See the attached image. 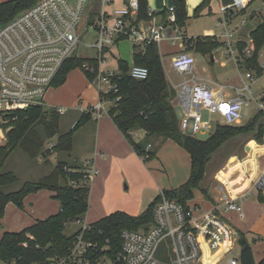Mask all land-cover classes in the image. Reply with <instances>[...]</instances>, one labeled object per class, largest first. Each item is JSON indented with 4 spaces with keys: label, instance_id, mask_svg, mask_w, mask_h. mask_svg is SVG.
<instances>
[{
    "label": "built area",
    "instance_id": "1",
    "mask_svg": "<svg viewBox=\"0 0 264 264\" xmlns=\"http://www.w3.org/2000/svg\"><path fill=\"white\" fill-rule=\"evenodd\" d=\"M246 3L245 0H232L224 6L220 22L222 28L214 35L220 43L218 52L232 59L238 69H246L245 76L241 75V85L221 84L214 79L200 77L195 70L196 57L186 51L184 37L183 50L172 58L171 67L181 81L168 79L176 91V103L183 111L181 131L187 135L196 137L201 131L211 134L218 123L237 125L242 120L244 108L253 100L257 101L252 84L255 78L264 75V48L259 55L263 70L258 75L257 71L246 68V58L253 55L255 48L251 36L245 48L240 50L236 46L238 31L247 26L248 19L244 18L239 25L230 27L235 10L241 13ZM94 5L98 6L97 10ZM139 8V0H127L120 7L112 0H101L99 5H96L95 0H38L32 7L2 25L0 129L5 114L34 106L49 108L47 93L64 64L76 57L86 28L87 32L94 30L98 39L85 44L95 49V56L84 60L81 67L99 93V99L96 104L81 108V111L97 118L109 114L111 106L107 108L105 104L112 105L118 97L111 100L107 95L118 92L115 79L120 73L104 69L111 48L117 41L129 39L135 46L144 49L153 42L159 45L164 39H177L173 30L179 32L176 6L168 9L167 24L159 21L150 8L148 19H138ZM129 74L134 79L145 80L149 76V69L133 63ZM263 97L264 91L259 98V109L264 108ZM56 109L61 115L68 110L65 107ZM204 111L219 115L222 122H214L211 118L205 120ZM1 136L3 139L4 136ZM53 145L48 143L50 149H53ZM147 147L149 149L152 146L148 144ZM83 170V177L70 180L69 184L91 189L99 169L94 160L89 159ZM65 171L68 172L67 167ZM253 187L264 191V173ZM220 189V203L211 210L184 204L162 192L154 207L153 222L144 225L150 226L140 230L123 229L120 232L121 245L115 254L110 251L108 239L101 243L94 237L91 223L83 217L72 221L79 224L80 228L73 233L75 237L65 254L33 263L0 258V264H204L203 259L208 255L214 257L210 264H216L240 239L239 232L229 224L221 211H235L241 217L244 215V195H233L227 187L220 186ZM29 237L34 238L32 235ZM24 245L27 246V243ZM231 264H240V261L232 258Z\"/></svg>",
    "mask_w": 264,
    "mask_h": 264
},
{
    "label": "trees",
    "instance_id": "2",
    "mask_svg": "<svg viewBox=\"0 0 264 264\" xmlns=\"http://www.w3.org/2000/svg\"><path fill=\"white\" fill-rule=\"evenodd\" d=\"M37 1L8 0L0 3V27L32 7ZM224 1L231 2V0ZM95 2L99 5L101 0H95ZM210 2L211 0H204L196 7L195 12L200 13L204 7L209 6ZM139 4L138 19H148V0H139ZM175 5L176 25L181 30L190 17L185 0H177ZM167 13L166 10L162 11V22L165 24H167ZM250 35L255 48L253 55L246 58V68L255 70L258 75H261L263 69L259 63V55L264 48V22L253 29ZM184 42L187 50H191L195 43V47L201 54H210V57H212L213 50L220 46L219 41L213 36L202 38L184 36ZM246 45L247 41L243 42L239 49L242 50ZM83 62L84 60L76 57L70 58L60 70L53 86L63 84L70 70L82 66ZM134 63L147 67L149 76L145 80L134 79L129 74L128 63L119 59L120 73L115 79L119 89L117 93L107 95L111 100L117 97L118 100L111 105L109 115L144 161L156 158L159 150L168 140L178 143L188 151L191 157V175L180 187L164 192L169 198L177 199L184 204L193 199L194 191L201 188L209 161L228 141L236 137L247 136L259 144H264V108L259 109L244 124H216L214 131L203 140L183 133L174 101L176 91L167 77L159 45L153 42L146 45L144 49L136 51ZM262 101L264 102V97ZM4 117L1 128L6 140L5 144L0 145V219L4 217L6 207L10 202L24 208V199L29 194L43 189L53 192V197L59 200L61 208L58 213L37 220L19 232L5 231L0 239V258L33 263L45 261L57 254L63 255L75 237V234H65L67 224L83 218L89 209L90 188L73 187L69 184L70 180H80L83 177V168L61 160L50 174L35 181H25L19 189L8 191L6 187L14 185L19 179L14 171H4V167L11 155L18 149L31 159L40 157L47 159L56 152L71 153L74 148L75 132L89 120L91 114L79 115L72 128L63 133L60 128L61 114L56 108L34 106L5 114ZM138 132H143L144 136L137 138L136 133ZM55 137H57V142L53 145V149H50L48 143ZM148 144L152 146L149 149ZM65 167L68 168V172L65 171ZM159 199L160 196L139 215L115 211L91 223L94 237L101 243L108 239L111 246L110 251L112 254L117 253L121 245L120 232L123 229L140 230L145 224L153 222L154 207ZM259 200L264 202L262 190L259 193ZM29 235L34 238L31 239ZM239 235L240 264H262L264 258L260 263H256L253 249L246 235L242 232H239ZM24 243H27V246Z\"/></svg>",
    "mask_w": 264,
    "mask_h": 264
},
{
    "label": "rangeland",
    "instance_id": "3",
    "mask_svg": "<svg viewBox=\"0 0 264 264\" xmlns=\"http://www.w3.org/2000/svg\"><path fill=\"white\" fill-rule=\"evenodd\" d=\"M6 1L8 0H0V3ZM155 2L156 3H154V5L149 4V8L156 13L157 19L159 21H163V14H160V12L166 7L168 11V9L170 8V5L168 4L169 2L168 0H155ZM217 2V0H211L209 4V6H212L213 11H216V4H218ZM95 7L96 6L94 5V8ZM207 7L208 6L204 7L200 13H196L194 9L191 14V17L188 19L183 28L179 30V32L173 30V35L177 36V39H164L159 44L160 52L164 55L163 60L164 65L166 66L165 68H167V70L169 71V78H171L175 82L181 81V78L178 77V75L173 71L171 67V61L173 55H177L183 50V37L185 36L190 38H202L204 36H207L209 35V33H213L217 30L218 23L221 22L223 19L222 13L218 12V14H211L209 12V7ZM253 11H255L257 14H263L264 2L262 0H253V2L248 6L245 14L239 13L233 16L230 27L239 25V23L244 18L248 19L249 15L252 14ZM250 24L251 26L255 25L254 22H250ZM87 30L88 28H86V31L85 33H83L82 36L83 43L80 44L77 48L76 58L81 60H90L95 56V49L92 47H88L85 44L95 42L98 39V35L94 30H89L88 32ZM195 46L196 45L194 43V46H192L191 50L186 49V51L196 57L197 61L195 64V70L200 77L215 79L221 84H231L238 86L242 84L241 75L245 76V68H242V70H240L237 68L232 59L223 57L222 53L218 52L219 47L216 50H213V54L211 55L213 59L212 61L210 54H201L199 49ZM112 50L114 51L116 58L109 54L107 62L104 65L105 70L118 71V58L126 61L129 66L133 65V43L131 40L124 39L119 41L118 45H116V47H113ZM214 59L216 60L215 62ZM252 89L254 91V95L257 101L253 100L249 106L244 108L243 117L239 125L246 123L259 110V98L261 93H263L264 91V75L255 78L252 84ZM48 98L52 102L54 100H59L63 102V104H70L71 101L76 98L77 100L81 99L80 102H83L84 104H93L98 101L99 93L91 86L88 74L82 69L81 66H77L70 70L63 84L53 88L48 93L47 100ZM174 101L176 102V99H174ZM105 105L107 108L109 107L108 104ZM176 111L179 118L183 117V111L178 105L176 106ZM78 115L79 112L72 109L69 110L65 115H61L60 128L62 133L67 132L72 128L71 125L74 121H76V119H78ZM203 116L205 120L211 118L212 120H214V122H222L220 116L217 114L210 115L207 111H204ZM86 130H89V127H87ZM1 131L3 130L0 129V145H3L5 144V141L1 138ZM76 134L78 135L77 138H75L74 154L82 156V161H87V158L89 157V151H87L89 146L87 145V143L89 142L83 141L88 140L87 135H83L80 131ZM209 135V133H204V131H201L196 135V138L203 140L206 139ZM245 137L243 136V138ZM240 139L241 137H236L228 141L214 154L211 161H209L207 165V172L203 183L209 182L211 170L216 165H218V163L226 162V159H228L226 157L232 154L235 151V148H241V143H239V145L232 143V141L235 140L237 142ZM56 141L57 137L53 138L50 143L53 144ZM181 148L183 149H181V151L184 153L182 156H179V158H176V156L172 153L171 150L169 156L165 157L166 162L169 166V173L167 174L165 171H163V177L166 180H169L167 182V185H169L170 188L173 187V185H181L182 183L186 182L191 175V158L189 156V153H187V150L185 149L186 151H184V148ZM61 154L62 153L58 152L53 153L47 159V161H45V163L39 164L38 159H31L22 150H16L7 161L4 167V171H14V173H16V175L18 176L19 180L14 185L6 187V190H17L25 181H35L47 174H50L53 171L55 165L58 163V161H67L69 159L67 154ZM74 154L71 155L73 156V158L75 156ZM157 158L151 159L149 160V162H151V164H154L156 163L155 160ZM172 159L173 161H171ZM162 161L163 159L161 157V162ZM150 184H152V182L144 177H139L135 180L130 179V181L127 179H120L115 182V187H113V191L110 192L111 195L105 198H108L109 202L111 201L110 204H117L123 207L127 206L132 211H140L137 214L139 215L143 211L141 209H143L144 207L142 204L143 202L141 201L143 196V187H145V185ZM196 191L197 192L195 193L194 201L201 202V205L203 207V195L200 190L196 189ZM52 195L53 194H51L49 190L43 189L28 196L24 200V208L18 207L15 203H10L7 207L3 220L1 221L0 234L3 231L19 232L23 230L24 227H28V225H30L31 222L35 221L38 217L46 218L48 216L58 213L61 208V203ZM216 195H220V193L217 191L216 188H214V196ZM90 201L91 199L89 200V209L84 217H87V220L90 222L98 221L99 219L105 217L106 214L104 213H107V210L106 212L105 210H102L100 206V204H102L101 201L96 200L94 202L93 200V203H90ZM204 202L206 203L205 200ZM221 213L223 216H227V212L225 210H222ZM247 220V216H244L243 219H240V217L236 215L233 219H231L232 227L238 231L237 228H240L242 227V225H245ZM79 228V224L71 221L66 226L65 234L72 235ZM247 240L251 245H254L256 259L261 261L264 256V252L261 251V243L252 242L251 236L249 235H247ZM240 253L241 244L238 243L235 245L234 249L229 253V255L225 257L219 264H231V259L233 257L239 259Z\"/></svg>",
    "mask_w": 264,
    "mask_h": 264
},
{
    "label": "crops",
    "instance_id": "4",
    "mask_svg": "<svg viewBox=\"0 0 264 264\" xmlns=\"http://www.w3.org/2000/svg\"><path fill=\"white\" fill-rule=\"evenodd\" d=\"M112 1L115 3L116 6H119V7L127 3V0H112ZM176 1L177 0H168L169 2L168 4L170 5V7L176 6L175 5ZM185 1H186V9H187L188 15L189 17H191L193 10L196 9V7L199 6L203 0H185ZM217 1H218L217 2L218 4H216V11H213L211 5L208 6L209 12L211 14H218V12L223 14L222 8L224 6L229 5L232 2V0L231 2H228V3L225 2L224 0H217ZM262 1L264 2V0ZM148 2L151 5H154V3H156L155 0H148ZM245 2H247L246 3L247 5L244 7V10L241 12V14H245L248 6L253 2V0H245ZM164 10L167 11V7ZM162 11L160 12V14H162ZM235 13L239 14V12H237V9L235 10ZM263 15L264 13L257 14L255 11H253L252 14L249 15L247 26L239 29L238 34L236 36V46L238 48L240 47L241 44H243V42H246L249 39V35L251 34V31L263 22ZM249 20L250 22H254L255 25L251 26ZM221 28L222 27L220 26V22H219L217 25V30L214 31L213 33H209V35L207 36L214 37V35L217 32H219ZM187 38H190V37H187ZM118 43L119 41H117V43L113 47H116ZM112 48L109 54H111L114 58H116L115 53L112 50ZM138 50H141V47L135 46L133 44V57H134L135 52ZM160 55H161L163 66L165 68L166 66L164 65V60H163L164 55L161 54V52H160ZM174 56L175 55H173L172 58ZM119 59L120 58H118V60ZM211 60L213 61L212 57H211ZM215 61L216 60L214 59V62ZM117 64H118V61H117ZM165 71L169 78L170 76L168 75L169 71L167 70V68H165ZM55 87L57 86L51 87L48 93ZM48 93H47V96H48ZM80 100L81 99L77 100L76 98L72 100L70 104H63V102L59 100H54L52 102L48 98L47 104L49 108L65 107L68 109L67 112L72 109V110L78 111L79 115H82L85 113L81 111V108H89L97 103L95 102L93 104L92 103L84 104L83 102H80ZM108 106H111V105L108 104ZM176 106H177V103H176ZM87 113L91 114L89 112ZM74 124H75V121L73 122L71 126H73ZM87 127H89V130H86ZM79 131L83 135H87V138H88V140H83V141L89 142L87 143V145L89 146V148L87 149V151H89V157L87 158V160L93 159L95 165L99 169V174L94 178L91 184L89 200L91 199L90 203H93V200L94 202L96 200L101 201L102 204H100V206L102 210H105V212L107 210V213H104L106 214L105 216L115 211H125L131 215H137L138 212H140V211L138 212L132 211L127 206L123 207L117 204H112V203L110 204L111 201L109 202L108 198H105L111 195L110 192L113 191L112 188L115 187V182L117 180L127 179L130 181V179L135 180L136 178L144 177L147 180H150L152 182V184L145 185V187H143V196H142L141 201L143 202L142 204L144 207L143 209H141L143 210L142 212H144L148 208V206L152 202H154L156 198L160 196L162 192H165L166 190L176 189L185 183L184 182L181 185H173V187L170 188L169 185H167V182L169 180H166L163 177L164 175L163 171H165L167 174L169 173V166L166 162L165 157L169 156L170 150L176 156V158H179V156H182L184 153L181 151L182 149L181 146L172 140H168L166 143H164V145L161 147V149L158 152V156H157L158 158L156 157L157 159L155 160L156 163L151 164V162L149 161H144L143 158L135 152L131 143L127 140L126 136L122 133V131H120V129L118 128V126L116 125V123L114 122V120L109 114H104L99 118L91 114V117L89 118V120H87L86 123H84L75 132L74 137H73L74 145H75V138H77V135H78L76 133ZM1 134L4 136L2 140L5 141L6 139H5V135L3 131H1ZM143 136H144L143 132L136 133L137 138H141ZM232 143H235L237 145L241 143V148H235V151L232 154H230L228 157H226L228 158L226 159L227 160L226 162L218 163V165H216L211 170V176H210L209 182L203 183L204 181L203 180L201 183V188L198 189L201 191L203 195L202 197L203 207L201 205V202L194 201V198L187 201V203L190 205H196L198 207H201L204 210H211V209H215L220 203V198L222 196L220 186H223L225 188L227 187V189H229L233 193V195L242 193L244 195L242 199V206H243V212H244L243 217H241L235 211H227L226 213L227 216H223V217H225L226 220L229 222V224L232 226L231 219H233L234 216L238 215L240 219H243L244 216H247L248 220L245 223V225H242V227L240 228H237V227L236 228L238 229V232H242L243 234L246 235V237L247 235L251 236L252 242L261 243V251L264 252V202H261L259 200V193L261 192V190H257L253 187L257 179L264 173V144H259L254 139L247 138V137L241 138L237 142L234 140L232 141ZM74 150L75 149L73 148L71 153L63 152L62 154H67V156L69 157L67 161L70 164H76L77 166L82 167L84 169L86 160L82 161L81 159L82 156L75 155ZM184 151L186 150L184 149ZM73 154L75 155L74 158L73 156H71ZM161 157L163 159L162 162H161ZM47 159L46 158L43 159L40 157L38 158V163L43 164L45 163V161H47ZM171 161H173V159ZM206 172H207V169H206ZM214 188L217 189L220 195L214 196ZM44 190H47V189H44ZM50 192L51 194H53L52 191ZM196 192L197 191L195 190L194 197H195ZM32 194H29L28 196ZM262 194L264 196V191H262ZM253 196H254V199H253ZM204 200L206 201V203L204 202ZM9 204L7 205V207L9 206ZM7 207H6V210H7ZM40 219H45V218L38 217L35 221H32L30 225L34 224L37 220H40ZM85 219L87 220V217ZM2 220L3 218L0 219V225H1ZM87 222L94 223L96 221L90 222L87 220ZM4 232L5 231H3L0 234V239L2 238ZM256 238H259V239H256ZM251 247L254 252L256 263H260L261 261L256 259L254 245H251ZM209 252L211 251L209 250ZM229 253L224 255L216 264H219L225 257L229 255ZM213 258H211L210 255H208L204 257L203 263L210 264Z\"/></svg>",
    "mask_w": 264,
    "mask_h": 264
},
{
    "label": "water",
    "instance_id": "5",
    "mask_svg": "<svg viewBox=\"0 0 264 264\" xmlns=\"http://www.w3.org/2000/svg\"><path fill=\"white\" fill-rule=\"evenodd\" d=\"M170 29L168 30V33L170 34ZM74 55V54H73ZM150 226V224L149 225H146V226H143V229H147L148 227Z\"/></svg>",
    "mask_w": 264,
    "mask_h": 264
}]
</instances>
